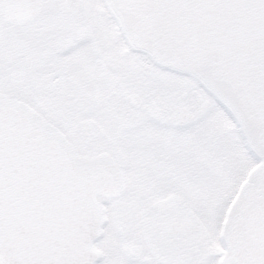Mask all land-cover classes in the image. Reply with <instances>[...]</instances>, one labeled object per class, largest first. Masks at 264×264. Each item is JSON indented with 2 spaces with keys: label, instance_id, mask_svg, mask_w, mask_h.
Wrapping results in <instances>:
<instances>
[{
  "label": "snow or ice",
  "instance_id": "6c2138e0",
  "mask_svg": "<svg viewBox=\"0 0 264 264\" xmlns=\"http://www.w3.org/2000/svg\"><path fill=\"white\" fill-rule=\"evenodd\" d=\"M0 264H264V0H0Z\"/></svg>",
  "mask_w": 264,
  "mask_h": 264
}]
</instances>
